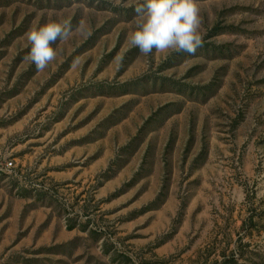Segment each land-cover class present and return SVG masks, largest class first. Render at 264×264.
Masks as SVG:
<instances>
[{
  "label": "rangeland",
  "instance_id": "obj_1",
  "mask_svg": "<svg viewBox=\"0 0 264 264\" xmlns=\"http://www.w3.org/2000/svg\"><path fill=\"white\" fill-rule=\"evenodd\" d=\"M136 3L0 0V264H264V0H197L195 54L147 56Z\"/></svg>",
  "mask_w": 264,
  "mask_h": 264
},
{
  "label": "clouds",
  "instance_id": "obj_2",
  "mask_svg": "<svg viewBox=\"0 0 264 264\" xmlns=\"http://www.w3.org/2000/svg\"><path fill=\"white\" fill-rule=\"evenodd\" d=\"M133 7L134 28L128 40L140 53L195 54L202 46L197 0H137ZM70 33L71 26L66 22H50L29 31L30 52L25 59L35 64L37 71H44L57 57L52 45L68 39Z\"/></svg>",
  "mask_w": 264,
  "mask_h": 264
}]
</instances>
